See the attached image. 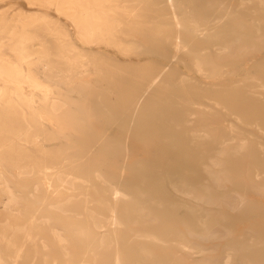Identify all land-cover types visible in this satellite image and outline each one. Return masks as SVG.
<instances>
[{
    "label": "bare ground",
    "instance_id": "6f19581e",
    "mask_svg": "<svg viewBox=\"0 0 264 264\" xmlns=\"http://www.w3.org/2000/svg\"><path fill=\"white\" fill-rule=\"evenodd\" d=\"M27 1L0 13V264H264V0Z\"/></svg>",
    "mask_w": 264,
    "mask_h": 264
},
{
    "label": "rangeland",
    "instance_id": "374dc122",
    "mask_svg": "<svg viewBox=\"0 0 264 264\" xmlns=\"http://www.w3.org/2000/svg\"><path fill=\"white\" fill-rule=\"evenodd\" d=\"M12 2L9 4H5L3 5L2 3H0V13H2L3 15L7 16V17H11L14 13L16 12H23V13H38L40 12V10H37V6L35 4H31V3H28L27 0H11ZM122 3H125V2H122ZM2 4V5H1ZM46 13L48 14L49 17H51L52 19H55V20H59V21H62V23H64L63 21H65V18L63 16H58L57 13L55 11H53L52 9H47L46 10ZM64 18V19H63ZM65 27V25H64ZM69 29V28H67ZM69 32H70V38L72 39V32L70 31L69 29ZM2 54L4 57H6L7 59L9 60H12V61H15L13 56L11 55L10 52H8L7 50H4L2 51ZM109 54H112L111 52ZM115 58L119 59V60H123L124 58L122 57H117V56H114ZM136 58H140V59H143L144 57L143 56H138V57H135V58H132V59H136ZM82 74H87L89 75L90 77H94L93 75V71L90 69L89 71H83L81 72ZM25 92H28V90H26ZM32 95L34 97H37V93L36 92H32ZM227 120H234L233 117H229L227 118ZM245 125V124H243ZM242 127V126H241ZM8 175V172L5 171V172H0V187L3 186V182L2 180L6 178V176ZM55 231L60 233L61 230L58 229V228H55ZM41 241H43V245H44V250L43 252H47L50 248V245L48 243H46L45 239H40Z\"/></svg>",
    "mask_w": 264,
    "mask_h": 264
}]
</instances>
